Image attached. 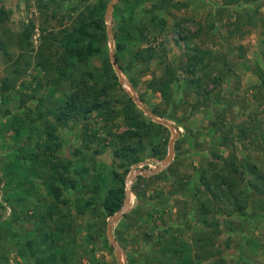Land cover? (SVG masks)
Masks as SVG:
<instances>
[{
  "label": "rangeland",
  "instance_id": "obj_1",
  "mask_svg": "<svg viewBox=\"0 0 264 264\" xmlns=\"http://www.w3.org/2000/svg\"><path fill=\"white\" fill-rule=\"evenodd\" d=\"M110 1L0 0L7 13L0 23V44L6 47L0 50V264H119L107 238L112 220L103 200L120 178L127 186L131 172L154 169L172 138L168 128H153L149 137L141 129V161L121 168L113 138L131 128L123 119L129 98L124 88L148 110L159 108L158 118L179 137L166 167L134 178L129 210L113 222L122 263L238 264V242L249 245L251 217L264 210V82L258 76L264 74V0H120L111 15L114 52L120 31L128 51L151 48L155 56L148 64L134 62L129 76L122 73L125 87L110 78L111 117L93 113L85 125H61L51 111L64 95L61 89H71L64 81L56 85V73L46 76L36 65L41 35L69 28L78 13L98 4L105 7L104 20ZM156 5L162 26L147 36L136 34L134 26L147 24ZM194 48L206 68L190 72L185 63ZM110 53L107 39L88 69L101 73ZM166 66L174 72V107L147 90ZM83 69L74 74L80 77ZM193 75L200 78L201 93L188 85ZM217 113L227 129L226 144L212 126ZM47 141L52 144L46 155ZM231 154L244 167L239 212L227 206L230 193L212 195L198 178L202 169L210 177L208 165L221 168ZM256 174L263 180H255Z\"/></svg>",
  "mask_w": 264,
  "mask_h": 264
},
{
  "label": "trees",
  "instance_id": "obj_2",
  "mask_svg": "<svg viewBox=\"0 0 264 264\" xmlns=\"http://www.w3.org/2000/svg\"><path fill=\"white\" fill-rule=\"evenodd\" d=\"M161 5H156L150 10L149 22L147 24H136L133 31L140 36L150 35L152 32H156L160 25L161 20L158 19V12ZM104 5L98 4L96 7L86 9L78 13L77 20L72 23L69 28H65L54 35L53 33L42 34L39 51L36 53V65L46 73V76L52 72L56 73L55 83L60 84V81L67 82L69 84L71 92H66L61 89V93L64 95L57 100V106H55L51 113L55 120L61 125H68L70 123H85L89 120L93 113H99L105 117H111L112 112L107 110L106 101L110 93L111 80L116 81L118 78L112 68L110 61L103 60L101 73L97 75L88 69V63L94 56H101L104 53L107 45L106 26L102 18L104 12ZM7 13L2 7H0V23L6 21ZM25 34V33H24ZM123 33L118 31L114 35L115 39V60L116 64L120 68L121 73L129 76L131 69H134L133 63L137 66L139 64H148L155 56V52L151 48L134 49L132 52L126 48L129 46L128 41H124ZM26 35V34H25ZM23 40H20L22 42ZM0 50H6L4 45L0 44ZM200 50L194 48L192 53L188 55L186 59V67L188 71L192 72L193 69L197 71L204 70L206 67L202 65V59L198 58ZM200 65V69H196V66ZM206 66V65H205ZM76 68H84L81 71L80 77L74 74ZM193 75L188 81L190 89L195 92H200V78ZM259 78L264 82V74L259 73ZM174 72L168 66L165 71L159 77L154 76L147 84V90L153 94H158L161 101L167 106H176L174 100L173 82ZM133 83V87H136V83ZM201 93V92H200ZM199 93V94H200ZM209 97H207L208 100ZM142 99V98H141ZM143 100V99H142ZM123 119L131 127L121 133L114 135L115 150L113 151L115 158L125 167H130L141 161V155L144 152V141L142 140L141 129H144V133L149 137L151 130L163 129L166 131V127L160 124L152 122V120L144 115V111L140 110L138 106L127 98L123 102L122 106ZM152 113L157 117H162L161 111L158 109H152ZM216 122L213 123V127L217 129L220 137L223 139L222 144L225 143L226 127L223 120H219L217 113ZM140 117L145 118L144 122L139 120ZM51 137V136H50ZM51 141H47L44 145L45 154H49ZM226 144V143H225ZM153 147V146H152ZM156 155L161 152L159 149H153ZM160 152V153H159ZM47 159L50 157L47 156ZM236 158L233 154L229 157V162L223 165L221 168H216L215 164L208 165L209 175L206 176V172L199 170V181L202 185L209 190L212 195L217 192L230 193L227 206L235 211H243L242 195L238 191L241 182L239 178L241 171L244 167L237 164ZM51 168H55V164L50 161ZM255 168L252 169V171ZM198 171V172H199ZM116 171H114L115 173ZM255 172V171H254ZM61 176L60 174H58ZM208 175V176H209ZM115 176V174H114ZM260 176V175H259ZM255 176V180H263L262 176ZM138 181L142 180V177L137 178ZM238 180V181H237ZM256 184V183H255ZM248 188H254L258 190L251 183H248ZM54 190V187H51ZM125 180L120 178V184L110 188L105 196L102 206L107 217H112L117 211H119L125 200ZM133 194L139 201L141 194L136 191V187H133ZM241 195V196H240ZM251 196V192L249 193ZM207 204L203 201L201 206L204 207ZM208 209V207H207ZM258 212V211H257ZM119 239V238H118ZM120 241L122 239H119ZM62 257L61 259H63ZM60 259V260H61ZM65 260V259H63Z\"/></svg>",
  "mask_w": 264,
  "mask_h": 264
},
{
  "label": "water",
  "instance_id": "obj_3",
  "mask_svg": "<svg viewBox=\"0 0 264 264\" xmlns=\"http://www.w3.org/2000/svg\"><path fill=\"white\" fill-rule=\"evenodd\" d=\"M119 1L120 0H111L108 3V5L106 6L105 14H104V21H105L106 29H107V39H108V42H109L110 48H111L110 63L112 65V68H113L118 80H119V83L122 86H124L125 85V81H124V79L122 77V73L120 71V68L116 64V60H115V52L113 50V34H112V30H111L112 10H113L115 4H117ZM124 90L127 93V95L131 98V100L139 108H141L142 111H144V113L147 114V116L152 121H154L155 123L163 125L164 127L168 128L170 130L171 134H172V138L170 139V141L168 143V155L162 161H160L159 164L154 169L146 170V171L137 170L135 172H131L129 174L128 178H127L126 196H125V200H124V207H123V209H121L120 211H118L117 213L112 215V217H111L112 221L108 224V228H107V238H108L111 246L114 249V252L116 254V258H117V261H118L119 264H123L121 259H120V257H121V248L117 244V241L115 240V238L113 237V234H112L113 222L118 221L129 210L130 196H131V184H132L134 178L137 175H143L144 177H149L151 175H155L159 171H161L164 167H166L172 160L174 143H175L176 139L179 137L178 131L171 125V123H169L168 121H165L163 119L158 118L155 114L152 113V111H150L147 108H145L142 105V102L136 96H134L133 91H131L129 89H125V88H124Z\"/></svg>",
  "mask_w": 264,
  "mask_h": 264
},
{
  "label": "crops",
  "instance_id": "obj_4",
  "mask_svg": "<svg viewBox=\"0 0 264 264\" xmlns=\"http://www.w3.org/2000/svg\"><path fill=\"white\" fill-rule=\"evenodd\" d=\"M250 221L252 229L249 245L252 246L238 242L237 257H240L241 261L238 264H264V210H261L260 214L252 215ZM248 251H251V254Z\"/></svg>",
  "mask_w": 264,
  "mask_h": 264
}]
</instances>
